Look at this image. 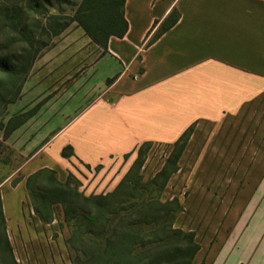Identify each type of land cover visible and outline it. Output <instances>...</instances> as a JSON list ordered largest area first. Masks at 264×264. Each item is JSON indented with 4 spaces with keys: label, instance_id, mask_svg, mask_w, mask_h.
I'll return each instance as SVG.
<instances>
[{
    "label": "crops",
    "instance_id": "1",
    "mask_svg": "<svg viewBox=\"0 0 264 264\" xmlns=\"http://www.w3.org/2000/svg\"><path fill=\"white\" fill-rule=\"evenodd\" d=\"M171 10L178 21L150 42ZM124 18L125 35L109 38L73 80L70 51L50 50L34 62L20 101L8 107L25 111L45 99L5 139L24 157L17 172L49 169L59 178L74 163L117 165L143 143L174 144L192 126L187 148L206 137L209 168L237 165L241 225L253 195L264 202V0H126ZM67 146L73 156L65 159ZM246 226L227 221L192 264H209L216 239L225 246L238 234L236 244ZM255 240L260 255L251 264H264L263 229Z\"/></svg>",
    "mask_w": 264,
    "mask_h": 264
},
{
    "label": "rangeland",
    "instance_id": "2",
    "mask_svg": "<svg viewBox=\"0 0 264 264\" xmlns=\"http://www.w3.org/2000/svg\"><path fill=\"white\" fill-rule=\"evenodd\" d=\"M80 1H52L50 13L60 17H71L74 12L73 5ZM3 3L9 8L13 6L12 1ZM2 24L3 22H0V56L2 54L7 56V51L2 46L9 39V30L4 25L2 27ZM50 50H56L59 53L72 52L71 80L81 74L86 63L89 64L101 54V49L85 36L76 23H72L63 33L55 37L50 45L41 51V55ZM46 60L43 59L36 65V67L44 66L40 71L41 76L47 71ZM68 64H66V68L69 67ZM32 72H34L33 66L26 79ZM47 83L45 82L43 86ZM59 90L58 88L46 97H52ZM21 97L22 90L16 102L20 101ZM44 101L45 99L33 107H28L25 111L11 113L8 112V107L11 106L9 105L4 114L0 116V196L6 235L13 257L18 264L95 263L96 238L94 240L86 237L87 240L79 235L72 237L73 224L66 222L63 214L64 208L67 207L66 204L52 206V219L49 222L45 223L39 219L32 207L31 193L26 187L28 176L25 177L17 172L24 157L20 155V150L14 147L13 143H5V139L12 129L23 124L28 125L30 117L36 114ZM203 130L207 131L206 126L202 127L201 131ZM20 132L18 131L16 135ZM191 134L177 161V169L169 178L160 196L162 201L177 199L182 208L173 221V227L193 233L199 248L203 246L205 249L208 243L216 238V233L222 230L227 221H229L230 228L247 225L242 238L236 244L234 242L238 238V234L233 238V241L227 242L225 246H221V240L216 239L219 243V251L214 252L208 262L209 264L211 262L213 264H223V262L236 264L238 261H242L243 264H251L258 260V255H260V251L254 250V247L256 246L255 239L260 238L262 229L264 231V202L263 204L257 203L255 193L244 211L245 215L241 225L240 222L238 224L240 179L236 163L233 164L232 160V164L227 165L225 169L222 168V165L209 168L206 137L199 142L200 139L197 136L193 145L187 148ZM173 149V144H151L141 153L135 150L124 156L117 165L113 163L107 166L89 167L74 163L70 171L57 179L61 183L69 180L70 187L75 186L77 194L83 198L105 196L112 193L128 174L130 178L141 180L142 183L153 179L162 169ZM28 170L26 168L25 171ZM43 187L44 182L41 179L33 183V190L36 193L42 192ZM263 191L264 187L262 191L258 190L259 194ZM74 208L77 216L85 214V209L79 201L75 202ZM41 213H45V211L42 210ZM234 213H236L234 220L228 219Z\"/></svg>",
    "mask_w": 264,
    "mask_h": 264
},
{
    "label": "trees",
    "instance_id": "3",
    "mask_svg": "<svg viewBox=\"0 0 264 264\" xmlns=\"http://www.w3.org/2000/svg\"><path fill=\"white\" fill-rule=\"evenodd\" d=\"M6 1H12L13 6H4ZM52 1L55 0H0L1 26L9 30V39L2 46L8 55L0 56V116L7 106L17 101L41 51L72 23H76L103 52L109 38H122L127 31L126 0H81L73 5L71 17L52 15ZM178 19V12L171 10L150 42L174 26ZM192 129L189 127L176 140L172 153L153 179L142 183L128 174L112 193L105 196L83 198L77 194L75 186L70 187L69 180L59 182L55 171L38 170L26 178L32 207L39 219L47 223L52 219V206L66 204L63 214L66 222L73 224L72 237L96 238V262L91 264H192L200 249L194 234L173 227L182 208L175 198L165 201L160 198L177 169V161ZM150 146L149 142L143 143L136 151L141 153ZM60 155L65 159L72 157L71 147H64ZM39 179L44 182V187L42 192L36 193L33 183ZM76 201L85 209L83 216L75 214ZM42 210L45 213H41ZM0 264H18L6 235L1 196Z\"/></svg>",
    "mask_w": 264,
    "mask_h": 264
}]
</instances>
